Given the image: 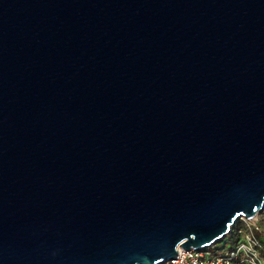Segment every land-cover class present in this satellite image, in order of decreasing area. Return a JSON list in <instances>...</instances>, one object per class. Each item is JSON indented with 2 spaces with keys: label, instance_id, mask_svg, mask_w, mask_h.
Here are the masks:
<instances>
[{
  "label": "water",
  "instance_id": "95a60500",
  "mask_svg": "<svg viewBox=\"0 0 264 264\" xmlns=\"http://www.w3.org/2000/svg\"><path fill=\"white\" fill-rule=\"evenodd\" d=\"M264 209V0H0V264H161Z\"/></svg>",
  "mask_w": 264,
  "mask_h": 264
},
{
  "label": "built area",
  "instance_id": "2783aa9c",
  "mask_svg": "<svg viewBox=\"0 0 264 264\" xmlns=\"http://www.w3.org/2000/svg\"><path fill=\"white\" fill-rule=\"evenodd\" d=\"M258 217H241V224L236 222L223 238L224 245L217 242L199 250L182 249L176 258L161 264H264V235Z\"/></svg>",
  "mask_w": 264,
  "mask_h": 264
},
{
  "label": "rangeland",
  "instance_id": "374dc122",
  "mask_svg": "<svg viewBox=\"0 0 264 264\" xmlns=\"http://www.w3.org/2000/svg\"><path fill=\"white\" fill-rule=\"evenodd\" d=\"M259 221H260V225H261V227H262V229H263V235H264V209L259 213ZM238 224H241V222L242 221H240L239 219L236 221ZM225 242H226V240H222V241H219V243L221 244V245H224L225 244Z\"/></svg>",
  "mask_w": 264,
  "mask_h": 264
},
{
  "label": "bare ground",
  "instance_id": "6f19581e",
  "mask_svg": "<svg viewBox=\"0 0 264 264\" xmlns=\"http://www.w3.org/2000/svg\"><path fill=\"white\" fill-rule=\"evenodd\" d=\"M257 217V215L255 217H253V219H255ZM179 250H182L181 248H179Z\"/></svg>",
  "mask_w": 264,
  "mask_h": 264
}]
</instances>
